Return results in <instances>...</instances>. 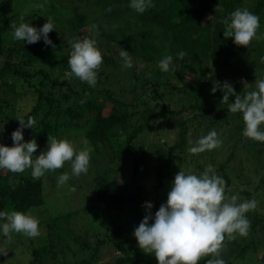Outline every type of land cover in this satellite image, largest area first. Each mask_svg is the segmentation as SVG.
<instances>
[{"label": "trees", "instance_id": "16d2710c", "mask_svg": "<svg viewBox=\"0 0 264 264\" xmlns=\"http://www.w3.org/2000/svg\"><path fill=\"white\" fill-rule=\"evenodd\" d=\"M25 1L22 0L24 5ZM13 2L19 4L18 0H0V58L5 59L0 70V125L5 122L4 108L9 107L16 97L14 94L18 93L20 81L24 82L37 95L35 106L24 117L25 121L31 118L35 123L33 128L24 129L32 132L45 145L49 137H56L62 128L82 130L93 149L90 167L94 168L95 179L98 180V200L106 208L148 202L150 196L146 181L152 175L155 176L156 192L164 188L167 179L173 177L171 167L177 150L186 144L191 125L195 128L215 127L221 137L226 139L230 134L235 139L231 154L219 168L227 182L226 188L232 184L228 168L239 156L238 153L245 149L249 153L254 152L259 164L251 174L237 176L241 180L251 179V184L259 180V184L254 190H242L240 187L232 194H238L241 201L264 195V143L254 140L246 144L242 114L228 110V105L222 103L221 90L214 94L211 92L215 78L221 84L229 82L234 89L240 87L237 93L253 90L256 76L248 74L246 77L252 78L253 82L244 88L241 82L243 77L239 75V60L251 55L258 60L256 73L260 71L264 76V43L257 40L249 48L237 46L233 38L223 36L225 26L222 22L233 11L245 9V4L251 2V12L260 17L257 34L261 33L264 28V0H153V7L143 15H138L129 7V0H53L60 15L58 22H53L56 29L49 33L53 44L48 45L43 39L33 44L16 40L12 46H8L6 36L13 32L12 25H19L22 20L28 22L24 10L20 13L12 11ZM54 10L52 8L50 12ZM89 32L98 35L100 42L97 44L104 56L96 86H89L75 76H64L63 80L53 76L54 71L60 74L69 72L72 42L79 36H87ZM121 47L129 51L133 63L131 70L123 67L119 56ZM181 50L186 56L179 61L176 54ZM169 54L173 55L174 63L179 68L176 71H161L159 61ZM162 88L179 92L185 97L181 110L171 111V104L161 102L168 93L162 92ZM151 98L160 102L151 107ZM234 99L230 97L229 102H234ZM109 101H113V104H108ZM158 111H171L177 115L186 113L194 121L187 118L180 126L167 122L166 128L175 130L181 127L182 130L181 142L166 151H161L157 143L152 142L146 148L139 141V137L158 122ZM144 114H147L144 122L134 126V119ZM121 128L125 131L119 133ZM24 140L29 141L26 137ZM106 147L108 152L105 154L103 149ZM46 149L38 148L34 155L38 156ZM101 156L112 165L106 164L105 167ZM118 174L123 181L106 188L109 176ZM47 181L45 176L33 179L30 169L23 173L7 171L6 174L0 169V210L29 213L41 208L46 202ZM49 184L53 189L57 187L54 182ZM229 193L226 191V195L230 196ZM153 202L156 207L152 213L154 215L161 203L157 198ZM95 206L94 202L88 203L81 209L68 210L66 214L53 218L54 221L46 225V234L32 241L39 244L32 250L34 262L44 264L47 258L56 262L61 254L66 257L70 250L66 242L68 238L77 244L80 252H93V257L97 258L103 247L123 237L128 247L115 264H158L154 255L146 254L139 248L133 235L147 209L134 227L121 232L115 229L99 239L93 247L78 229L82 224L79 220L84 215L97 216L100 213ZM246 215L251 222L249 235H237L234 240H225L223 250L227 253H222L226 264L242 258L251 247L258 249L264 241V209L250 210ZM22 240L18 241L22 242L21 246L25 244V240ZM1 244L0 249L7 250L6 256L9 257L12 254L9 252L11 245L6 247ZM79 251H73L72 256L75 257ZM3 255L0 254V264H7L2 259ZM209 258L205 257L200 264H205ZM78 263L90 264V261ZM261 264H264V256Z\"/></svg>", "mask_w": 264, "mask_h": 264}, {"label": "clouds", "instance_id": "9594fccd", "mask_svg": "<svg viewBox=\"0 0 264 264\" xmlns=\"http://www.w3.org/2000/svg\"><path fill=\"white\" fill-rule=\"evenodd\" d=\"M129 7L138 15H143L153 7V0H129ZM225 38H233L237 46L249 48L257 37L260 17L247 9H236L223 18ZM13 35L17 41L33 44L41 39L52 45L49 33L56 29L51 17L42 27L32 26L23 20L13 24ZM54 46V45H53ZM67 75L75 76L89 86L95 87L98 72L104 56L94 38L87 36L72 42ZM119 56L123 67L131 70L133 63L129 51L121 47ZM186 53L179 51L176 59L182 61ZM161 71H176L173 55H166L159 61ZM244 88L249 86L246 81ZM243 88V89H244ZM223 92L222 103L228 105L232 113H241L244 121L243 135L264 143V78L255 82V88L237 93L227 81L213 82L211 92ZM235 97L234 102H229ZM20 127L12 132L13 146L0 144V169L13 173H23L30 169L33 179H40L48 171H55L71 162L72 175L87 174L90 168L92 146L84 138L83 147L67 139L49 137L47 149L34 155L39 147L35 139L24 140L23 129L33 128L35 121L18 119ZM222 141L216 130L202 136L197 144L189 149L193 154L210 151L220 146ZM70 175L67 172L58 177V185H65ZM74 190V189H73ZM257 207L255 200H240L238 194L226 195L225 181L211 167L201 175L180 170L174 177L167 201L160 205L153 215V204L146 202L148 210L133 235L139 248L146 254L154 255L158 264H226L222 256L225 240L236 239L237 235L247 237L251 222L247 217L250 210ZM151 221V223H150ZM13 233L36 238L41 235L39 219L31 213L0 210V235L10 241ZM0 254L7 250L0 249Z\"/></svg>", "mask_w": 264, "mask_h": 264}, {"label": "rangeland", "instance_id": "374dc122", "mask_svg": "<svg viewBox=\"0 0 264 264\" xmlns=\"http://www.w3.org/2000/svg\"><path fill=\"white\" fill-rule=\"evenodd\" d=\"M18 1L19 4L13 2L12 11L14 13H20V11L24 10L27 13L26 18L32 26L38 27L43 25L49 17L52 18L54 23L58 22L60 15L59 12L56 11L57 4L54 3L53 0H26V5L23 4L22 0ZM48 6H50L51 9L53 8L55 10L53 12H50L51 9H47ZM251 6L252 3L247 2L245 4V9L251 11ZM6 10L7 9H5V11ZM6 37V44L8 46H12L16 42V39H14L13 32L9 33ZM87 37L94 38L97 42H100L98 35H95L94 32H89L87 34ZM257 37L258 38L254 40L255 42L260 41L264 43V28L262 29L261 33L257 34ZM79 38L83 37L79 36ZM4 61V57L0 58V70L3 67ZM239 63V75L243 77L241 80L242 83L246 81L247 83H249V86H251V82H253V79L250 77H246L248 76V74H250L251 76H256V80H254V82H256L258 79L264 78V76H262V72L259 71L256 73L258 69V60L252 55L248 56L247 58L240 59ZM36 67H39V65H37ZM67 73L68 72H64L63 74H60L58 71H54L53 76H59L63 80L67 76H69L67 75ZM190 80H193V78L190 77ZM215 81H217L216 78ZM208 84L209 83H207V86H210ZM253 85L255 86V83L252 84V86ZM19 86L20 87H18V93L14 94L16 97L11 101L9 107L4 108L5 122L3 121L0 125V143L5 146H13L14 142L12 140L11 134L14 130L20 127V121L18 119H24V117L27 116L29 112H31L37 102V95L34 93V91H32V89L27 86V84L20 81ZM242 86L244 87V85ZM76 88L79 89L78 87ZM239 88L237 87L235 91L240 92ZM165 91L168 90L162 88V92ZM184 98L185 97L179 92L173 93L171 91H168L166 99L161 100V102L171 104V111L175 112V110H181ZM100 99L101 98H99V100ZM150 101L151 107H154L158 102H160V100L158 101L152 98ZM111 103L113 104V101L108 102V104L110 105ZM141 111L143 112V109H141ZM171 111L157 112L158 122L139 137V141H141L140 144L145 145L147 148L152 142L157 143L161 151H166L171 146L177 145L181 142V127H178L175 130H170L166 128V124L167 122H172L177 126H180L181 122L187 120V118L192 119V116L186 113L177 115L173 114ZM144 115L145 116H137L133 121V125L135 126L143 123L147 117V114ZM162 125H165V127L163 128ZM207 128L209 127L202 126L195 128L191 125L189 134L187 135L186 144L183 148L180 147L177 150L174 165L171 167L170 171L172 172L173 177L167 179L164 188L156 192L154 188L155 176L152 175L147 179L146 188L150 196L148 202H151L153 204L151 213H154V210L156 208L153 202L156 198L161 204L167 201L168 193L171 190L174 177L181 169L187 173L201 175L205 170L211 167V169L217 175L221 176L219 172L220 164L226 161L227 157L232 152L231 149L233 144L236 142L235 139L233 140L231 138L230 134L227 135L226 139L221 137L220 134H218L219 139L222 141L219 147L210 151L206 150L198 154L191 153L189 149L195 146L202 136L207 135L211 130H216L215 127L209 129ZM123 131L125 130L121 128L119 133ZM216 131L218 133V130ZM23 135L24 137L28 138L29 141L35 139L37 144L39 145L38 148L43 149L47 148L48 146V144L45 145L39 142L32 132H28L27 130H25L23 132ZM55 138H57L58 140H70L75 143L78 148H82L84 146L82 143L84 139V132L80 129L72 130L62 128ZM252 141L254 140L245 137L246 144H249ZM107 149L108 147L103 149L105 154L106 152H108ZM240 152L238 153L239 156L231 163L230 167L228 168L229 176L232 179V184L228 188H226L227 182L224 180L225 191L231 192L229 193L230 196L233 195L232 192H234V190H237L240 187L242 188V190H254L256 185L259 184V180L255 184H251V179L246 178L247 180H241L240 178H238L237 175L251 174V172L254 170V167L259 164L257 163V158H255L256 154H254V152L249 153L247 149ZM262 159L264 160V155H262ZM101 161H104L103 165L105 167L106 164L108 166L112 165V163H110L109 160L105 159V157L103 156H101ZM117 164H119V162ZM57 170L60 171V175L64 172H67L70 175L71 178L65 185H58L57 181L60 175L57 173ZM57 170L48 171L44 175L45 179L48 180L46 182L47 188L45 190V205L39 209L32 210L29 212L39 219L41 235L46 234V225L48 223H52L54 221L53 218H55L56 216L60 214H66L68 210L75 211L78 208L81 209L86 204L94 202L96 203L95 207L99 208L100 213H98L97 216L84 215V217L79 220V222H81L82 224L80 225L81 228L78 229V231L81 235L87 237L90 244L95 247L98 240L102 239L111 231L119 229V232H121L124 231L123 229L134 227L137 223V220L141 216H144L146 214V202H144L143 204L125 203L121 206H115L112 209L106 208V205L98 200L100 190L98 188L99 186L97 185L98 180L95 179V170L92 166L89 168L87 174H81L78 177L72 175L71 162H65L64 166ZM7 171V169H3L4 174H6ZM108 179L109 183L106 184V188H108V185L112 187L114 184L121 183L123 181V178L120 176V174L109 176ZM51 182L56 183L57 187H55L54 189L51 188L49 184ZM263 196L254 199L257 202V207L255 209H261V207L262 210L264 209ZM246 200L249 199L246 198ZM95 211L98 210L96 209ZM21 237L25 240V244H22V246V242H18L19 240L23 241ZM28 238L23 234L13 233L12 239L9 241L7 237L0 235V244L2 242L6 247H9L11 245V247H9L11 250H9L8 248L7 249L9 250L10 254H12L9 257L3 255L2 259H4V262H7V264H39V262H34V256L32 254V250L34 248L36 249L39 246L38 242L32 241L36 238H39V236L36 238H30L31 240H29ZM262 239H264V237ZM66 242L70 245V250L67 251L66 257H63V254H61L56 262L47 258L44 264H54V262L55 264H79L78 262L82 260L90 261V264H115L117 258L123 255L125 248L128 247L126 240L121 237L117 241H111L108 246L103 247L100 256L95 258L93 257V252H80L79 247L75 242H73L72 239L68 238ZM57 249L60 250V247H58ZM223 249L222 252H224ZM73 251H79L78 253H75V257L72 256ZM247 252L248 253L246 255L243 254L244 256L239 260L234 259V262H232V264H261V259L264 256V241L258 249L255 250V247H251V249L247 250ZM224 253H222V256L224 255Z\"/></svg>", "mask_w": 264, "mask_h": 264}]
</instances>
